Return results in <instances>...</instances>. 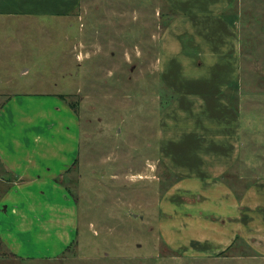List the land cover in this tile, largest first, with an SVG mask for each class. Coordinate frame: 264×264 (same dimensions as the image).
I'll return each instance as SVG.
<instances>
[{"label":"rangeland","instance_id":"374dc122","mask_svg":"<svg viewBox=\"0 0 264 264\" xmlns=\"http://www.w3.org/2000/svg\"><path fill=\"white\" fill-rule=\"evenodd\" d=\"M236 4L241 78L230 94L243 119L244 160L234 168L243 180L232 185L242 193L264 178V0ZM178 16L166 0H83L69 17L4 26L1 98L37 119L11 135L65 142V127L78 137L74 166L56 178L77 206L78 235L57 257L51 239L19 256L1 242L0 264H264V252L245 240L207 257L174 252L162 240L160 203L179 178L160 160L159 128L179 94L160 75V43L175 39L166 33ZM48 122L64 126L50 132ZM45 163L56 172L62 162ZM2 182L0 193L10 186Z\"/></svg>","mask_w":264,"mask_h":264},{"label":"crops","instance_id":"0c3cea01","mask_svg":"<svg viewBox=\"0 0 264 264\" xmlns=\"http://www.w3.org/2000/svg\"><path fill=\"white\" fill-rule=\"evenodd\" d=\"M81 1L0 0V33L15 18L72 16ZM166 1L179 16L166 33L175 39L160 43V75L179 98L162 115L159 154L179 179L160 203L162 240L174 252L191 257L219 255L239 239L264 252V178L252 181L242 193L232 185L238 179L234 168L244 160L243 119L230 94L241 78V42L237 17L231 13L240 0ZM2 96L0 180L10 186L0 193V240L19 256L51 239L58 245L52 253L57 257L78 235L77 206L66 186L56 181L74 166L78 137L65 127V142L41 135L12 136L18 124L25 131L37 119L30 107ZM65 109L78 124L71 108ZM46 126L53 132L64 125ZM55 160L62 162L56 172L45 163ZM3 170L19 181L2 178ZM48 190L54 198L43 196Z\"/></svg>","mask_w":264,"mask_h":264},{"label":"trees","instance_id":"16d2710c","mask_svg":"<svg viewBox=\"0 0 264 264\" xmlns=\"http://www.w3.org/2000/svg\"><path fill=\"white\" fill-rule=\"evenodd\" d=\"M61 97H62L65 101L67 100L66 96H61ZM0 243H1V240H0ZM1 244H2V243H1ZM69 247H70V246H69ZM69 247H68V248H69ZM68 248H67V249H68Z\"/></svg>","mask_w":264,"mask_h":264}]
</instances>
